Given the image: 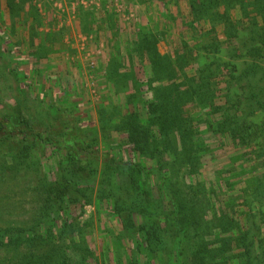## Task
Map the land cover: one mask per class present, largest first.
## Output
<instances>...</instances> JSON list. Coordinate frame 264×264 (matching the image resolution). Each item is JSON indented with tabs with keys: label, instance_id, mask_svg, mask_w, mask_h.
<instances>
[{
	"label": "trees",
	"instance_id": "1",
	"mask_svg": "<svg viewBox=\"0 0 264 264\" xmlns=\"http://www.w3.org/2000/svg\"><path fill=\"white\" fill-rule=\"evenodd\" d=\"M188 5L100 69L117 102L92 128L60 84L40 112L23 88L0 112V264H264V0ZM87 207L116 227L115 260L91 248Z\"/></svg>",
	"mask_w": 264,
	"mask_h": 264
},
{
	"label": "rangeland",
	"instance_id": "2",
	"mask_svg": "<svg viewBox=\"0 0 264 264\" xmlns=\"http://www.w3.org/2000/svg\"><path fill=\"white\" fill-rule=\"evenodd\" d=\"M57 2L59 0H0V112L5 113V110L14 106L21 88L29 106L35 112H40L42 109L37 106L44 100L50 102L62 85L66 103L75 106L92 128L98 119V112L107 104L116 105L117 102V99L113 101L108 98L111 97L110 88L100 69H104L114 57H120L121 61L126 50L134 52L137 41L144 34L159 38L175 17H181L180 21L185 17L182 16L181 8H178V17L172 19L166 7L168 15L157 23L159 16L154 15L156 12L153 9L154 13L142 14L137 6L132 5L133 0H103L100 7L82 9L75 19L74 16L66 15L64 20L61 18H65V15L56 11L54 6ZM174 28L171 27L167 35L168 41L174 38L173 46L167 41H161L157 46L161 55L169 54L176 48L178 38ZM7 33L10 36L7 35L6 40L3 35ZM189 36L188 43L191 45L203 46L210 41L208 37L196 39L190 32ZM133 56L134 65L130 66L126 60L122 64L125 69H129L128 72L135 68L139 77L138 57L136 54ZM47 89L51 98L43 99ZM128 108L126 106V111ZM232 154L220 152L217 156L225 158ZM213 164L207 163L211 166L203 170L205 182L215 178L219 166ZM236 177L233 176L234 179ZM79 218L81 224L89 223L88 236L93 235L97 239L91 248L96 250L99 261L104 260L105 254L111 253V250L106 249L107 229L116 227H113V222H110L112 226L106 227L108 220H100L91 207H87L85 214ZM100 238H104V243H100ZM110 255L116 259L114 253ZM87 264H98V261L89 259Z\"/></svg>",
	"mask_w": 264,
	"mask_h": 264
},
{
	"label": "crops",
	"instance_id": "3",
	"mask_svg": "<svg viewBox=\"0 0 264 264\" xmlns=\"http://www.w3.org/2000/svg\"><path fill=\"white\" fill-rule=\"evenodd\" d=\"M132 5L137 6L142 11V14H145V12L151 13L153 9L156 13H152H154L155 16H159L158 21H156L157 23L168 15L166 7L169 8L170 14H172L171 17H178L179 11L177 9L181 8L182 16L185 17L184 19L182 18V21H186V17L190 15L188 0H133ZM176 10L177 12H175ZM7 35L10 36L8 33L3 35L6 40L8 39Z\"/></svg>",
	"mask_w": 264,
	"mask_h": 264
},
{
	"label": "built area",
	"instance_id": "4",
	"mask_svg": "<svg viewBox=\"0 0 264 264\" xmlns=\"http://www.w3.org/2000/svg\"><path fill=\"white\" fill-rule=\"evenodd\" d=\"M62 1V2H61ZM103 0H59L54 6L57 8L61 15H65V18H61L66 20V15L69 17L78 15V13L83 10H90L93 8L100 7ZM115 3V1H114Z\"/></svg>",
	"mask_w": 264,
	"mask_h": 264
}]
</instances>
